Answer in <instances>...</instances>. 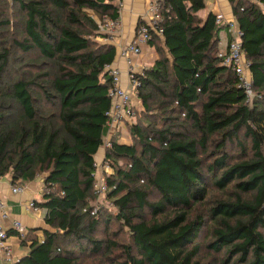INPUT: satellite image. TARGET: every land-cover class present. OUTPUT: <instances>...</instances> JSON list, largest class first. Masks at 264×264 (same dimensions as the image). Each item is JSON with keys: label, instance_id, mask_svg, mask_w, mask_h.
<instances>
[{"label": "trees", "instance_id": "obj_1", "mask_svg": "<svg viewBox=\"0 0 264 264\" xmlns=\"http://www.w3.org/2000/svg\"><path fill=\"white\" fill-rule=\"evenodd\" d=\"M227 2L251 63L252 98L217 57L220 34H229L213 14L198 16L204 0H160L161 33L148 43L156 58L136 90L142 118L128 127L133 143L113 139L103 150L116 213L91 215L110 109L104 67L116 55L95 41L105 36L93 16L118 21L119 6L14 0L22 37L0 21V177L42 178L34 204L47 227L41 240L27 232L28 254L14 264H163L154 250L169 264H211L195 244L206 220L207 249L224 252L220 264H264V0ZM115 222L127 245L107 232Z\"/></svg>", "mask_w": 264, "mask_h": 264}, {"label": "built area", "instance_id": "obj_2", "mask_svg": "<svg viewBox=\"0 0 264 264\" xmlns=\"http://www.w3.org/2000/svg\"><path fill=\"white\" fill-rule=\"evenodd\" d=\"M112 1L115 5L120 7L121 0ZM159 11V2L150 4L145 17L140 21L137 27L133 40L126 45L120 46L118 57L127 67L126 74L129 88L124 89L121 87V75L116 66L111 64L104 67L111 79V87L108 91L110 109L107 113L106 132L102 146L103 150H111L113 148L112 140L114 139L117 128L121 125L131 124L135 118V106L132 100L139 87V77L142 76L145 69L136 62V59L141 56L142 49L148 45L152 38V34L160 35L161 33L158 31V25L161 22ZM97 22L99 33L105 36L102 39L99 38V40L104 43H111L118 30V21H111L105 17L102 22ZM216 24L226 26L229 34L228 42L224 48H220L217 57L222 66L229 68L235 75L237 87L243 90L249 101L253 96L250 75L251 63L244 57L241 45V33L234 19L229 22H224L223 17L217 16ZM219 46H222V44L219 43ZM110 174H112V169L104 159L101 163L95 164V173L93 177L94 193L97 201L107 192L105 176ZM11 191L14 194L23 193L22 187H13ZM91 207L93 208L91 215L96 214L97 210L94 209V205H91ZM27 208L31 211L37 210L34 202L29 203ZM6 220H9L8 209L3 200H0V252L7 261L12 262L13 251L4 225ZM10 226L18 241L22 242L27 235L26 228L18 221H12Z\"/></svg>", "mask_w": 264, "mask_h": 264}, {"label": "crops", "instance_id": "obj_3", "mask_svg": "<svg viewBox=\"0 0 264 264\" xmlns=\"http://www.w3.org/2000/svg\"><path fill=\"white\" fill-rule=\"evenodd\" d=\"M160 0H121V5L119 7V19H118V30L116 32L115 38L111 44L116 51L115 59L113 65L118 68L121 75V87L128 89L127 80V67L125 63L119 59L118 53L120 46L130 43L137 31V27L140 21L145 17L147 10L153 2H159ZM205 8L203 10V16L198 15L200 18L204 19L208 14H213L214 16L223 17L224 22H229L233 20V15L231 11V6L227 0H204ZM222 38L224 40H222ZM224 41V42H222ZM100 42L104 43L100 40ZM228 42V37L226 34H220V48H224ZM156 58L155 50L149 44L142 49V54L136 59V62L142 66H150ZM134 99V98H133ZM133 104H134V100ZM135 106V105H134ZM125 128L121 125L117 128L114 138L118 132H121ZM104 158V151L100 148L95 155V164L102 162ZM13 187H22L23 193L14 194L11 189ZM42 195V178L39 177L31 182H17L11 184L10 176L0 177V200L6 204L9 214V220L4 222L7 234L9 236V243L11 245L13 255L12 262L7 261L2 253L0 252V264H14L22 257L28 254V245L23 244L18 241L15 233L11 229V222H20L28 231H32L37 239H42L41 231L46 229L44 223V214L37 208L36 211H31L27 208V205L31 202H40Z\"/></svg>", "mask_w": 264, "mask_h": 264}, {"label": "rangeland", "instance_id": "obj_4", "mask_svg": "<svg viewBox=\"0 0 264 264\" xmlns=\"http://www.w3.org/2000/svg\"><path fill=\"white\" fill-rule=\"evenodd\" d=\"M248 1L255 3V0H248ZM198 15L203 16V10L199 11ZM93 18L96 21H98V18H96L95 16H93ZM22 19H23V16L18 12L17 6L14 3V0H0V21H6V20L10 21L12 25L10 28V34L12 35V37L16 39H20L22 37L21 35ZM222 40L224 39L222 38ZM95 41L100 43L99 38H96ZM150 66H146L144 68H149ZM133 100H134L136 114H135L134 120L131 122V125L134 123H137L142 118V117L140 118L139 116L140 113L142 112H141V105H140V102L138 101L137 95L134 96ZM151 117H154V116H151ZM155 117H158V116L156 115ZM154 121H156L155 118H154ZM129 125L130 124H125L124 125L125 128H123L121 132H118L116 134V137L114 138V140L116 139L118 143H125V144L133 143V140L130 137V133L128 129ZM154 199L155 197L150 199V201H155ZM90 203H91L90 205H94V209H96L97 211L100 210V212H102L103 214L115 215L116 213L115 208L112 206L110 201L107 200L106 195H104V197H102L99 201L94 200V201H91ZM202 210L203 209H200V211ZM146 215H147V219L151 220L150 215L148 213H146ZM162 218L163 216L159 217L158 219H162ZM104 232H105L104 228L101 227L99 231V235L96 237V239H102L103 238L102 234ZM107 232L109 234L115 233L117 238L114 239V241L118 242L119 244L127 245L130 242L128 232L125 229H122V226L118 225V223L116 222L113 223L109 227ZM213 239L214 238L211 236V224L206 220L205 226L202 232L200 233L199 238L196 240L195 244L199 245L200 257H202L205 263L220 264L221 259L224 256V252L221 251L220 253H216V252H211L207 249L208 243L212 241ZM152 255L155 258V260L163 264L170 263L168 256L165 255L161 251L154 250L152 251ZM228 264H239V263H234V260H233V261H230Z\"/></svg>", "mask_w": 264, "mask_h": 264}]
</instances>
